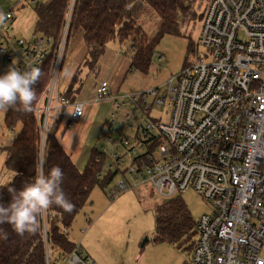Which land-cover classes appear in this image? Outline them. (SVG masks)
Returning <instances> with one entry per match:
<instances>
[{
  "label": "built area",
  "instance_id": "1",
  "mask_svg": "<svg viewBox=\"0 0 264 264\" xmlns=\"http://www.w3.org/2000/svg\"><path fill=\"white\" fill-rule=\"evenodd\" d=\"M36 1L17 0L8 10L0 8L2 62L16 58L21 71L41 69L52 45L50 36L26 37L14 28L16 12ZM75 3L70 0L53 71L34 107L44 149L60 116L70 110L71 125L85 113V103L63 96L58 83ZM202 20L199 45L205 53L167 81V93L160 96L155 88L130 95L136 103L133 116L142 112L149 118L145 126L138 125L144 142L140 135L138 140L149 146L157 141L153 150L138 151L124 135L104 139L116 148L104 170L123 171L107 195L114 198L149 184L168 199L192 188L211 205L196 223L193 264H264V0H209ZM119 98L112 95L110 81L101 80L96 101L111 99L120 108L125 102ZM165 103L172 107L169 121L150 118L151 107ZM118 147L126 152L119 154ZM126 155L130 162L123 169ZM43 226L46 264H53L47 217ZM61 256L64 264H94L79 244Z\"/></svg>",
  "mask_w": 264,
  "mask_h": 264
},
{
  "label": "rangeland",
  "instance_id": "2",
  "mask_svg": "<svg viewBox=\"0 0 264 264\" xmlns=\"http://www.w3.org/2000/svg\"><path fill=\"white\" fill-rule=\"evenodd\" d=\"M16 1L2 0L0 8L8 10ZM208 4L209 0H198V15L205 13ZM16 15L18 20L15 29L21 35L30 36L31 32L35 30L36 24L37 14L34 7L29 6L20 9L16 12ZM136 18L137 23L148 39L156 35L162 23L159 14L148 4L142 6ZM202 21L198 17L197 21L189 24L183 30L185 34L164 35L156 45L147 72L130 67L134 54L131 38L124 41L116 38L108 42L104 55L99 59V66L96 63L94 70L85 63L81 65L79 82L76 87L78 85H82V87L79 89L77 96L78 94L91 93L92 85L96 81L111 74L116 78L114 86L116 82L119 84L112 95L114 97L119 96L120 101L125 102V105L120 108H117L113 101L101 103L98 110L99 114L96 116L97 119L91 124L97 127L105 119L114 120L111 128L108 129L106 126L103 128L100 140L95 145L110 157L107 165L112 164L111 154L116 148L113 142L104 141L106 137L117 140L122 135L128 136L129 146H136L138 151L148 150L149 145L138 140V135H140L144 142L141 128L138 125L145 126L149 118L142 115L141 110L137 119L133 116L136 103L131 100L130 95L144 93L155 88L159 90L160 96L167 93V81L178 74L182 68L195 62L199 57L198 53H205V48L199 45ZM34 36L40 35L36 34ZM191 41L194 43V49L188 51ZM73 45L74 43L68 45L59 72L58 83L61 91L66 90L73 76L72 69L75 62L70 59V55L74 53L78 58L85 52L82 42L77 43L74 52H72ZM4 57L5 53L0 51V75L4 74L10 66L15 67L16 65V58L3 63ZM159 57H161L160 60ZM119 77L120 81H118ZM152 101L153 95H149L148 102L152 103ZM171 110L172 107L167 103L164 105L155 104L151 107L149 116L167 122ZM5 116L6 112H0V147L11 144L14 136L21 129L19 124L8 127L4 120ZM128 119L129 123H127ZM70 128L68 127V129ZM84 130L85 127L82 125L77 127V132L80 135ZM78 133L76 134L79 135ZM153 134H157V132L153 131ZM129 146L127 145L128 148ZM117 150L121 155L126 152L124 147H118ZM129 162L130 155H126L123 169ZM5 173L3 170V153H0V182L9 181L5 177ZM118 178L119 175L104 189L101 185L94 187L88 202L78 211L71 228L68 229L70 239L77 245L79 244L81 249L84 247L90 253V258L95 260V264H193L192 248L189 242L179 245L168 241L154 240L155 207L166 198L159 195L153 186L149 184L130 188L118 196L110 198L107 192ZM175 196H180L185 201L195 221H198L202 214L211 211V205L192 188H188ZM48 252L53 264L65 263L59 248L50 245Z\"/></svg>",
  "mask_w": 264,
  "mask_h": 264
},
{
  "label": "trees",
  "instance_id": "3",
  "mask_svg": "<svg viewBox=\"0 0 264 264\" xmlns=\"http://www.w3.org/2000/svg\"><path fill=\"white\" fill-rule=\"evenodd\" d=\"M69 3L70 0H37L32 4L37 14L33 35L50 36L52 45L41 66L43 75L35 85L37 97L32 106L33 110L27 113L13 109L6 111L4 120L7 126L19 124L21 129L14 136L12 144L2 148L6 152L5 166L14 173L11 180L0 185V203L5 205L12 199L13 193L10 190L14 188L19 191L25 184L32 182L39 169L40 128L34 107L53 71L65 31ZM144 4L151 6L162 19L159 31L151 39H148L137 23L136 16ZM197 7L198 0H76L66 49L70 43L81 38L87 48L85 65L94 70L100 57L104 55L108 42L116 38L121 41L131 38L134 49L131 67L147 72L156 45L164 35L185 34L183 30L189 24L197 21L198 17L203 19L204 13L198 15ZM193 46L191 41L188 51L193 50ZM79 71L62 92L63 96L71 100L75 99L79 89L76 87ZM61 119L62 116L48 134L45 144L47 162L44 169L47 173L53 166L58 165L63 170L61 187L75 207L71 213L56 206L49 210L48 241L49 245L69 253L77 247V243L70 239L65 228H71L76 214L88 202L94 187L101 185L104 189L123 171L119 167L104 170L110 157L97 146L93 148L83 171H80L60 142L58 132ZM104 126L110 128V120ZM156 145L157 141L149 146L148 151L151 152ZM196 223L180 196L166 198L155 207L154 240L179 245L189 242L193 250L197 236ZM42 227L43 220L35 233L25 232L20 236L10 224H0V264H46V244Z\"/></svg>",
  "mask_w": 264,
  "mask_h": 264
},
{
  "label": "clouds",
  "instance_id": "4",
  "mask_svg": "<svg viewBox=\"0 0 264 264\" xmlns=\"http://www.w3.org/2000/svg\"><path fill=\"white\" fill-rule=\"evenodd\" d=\"M2 20L3 17L0 16V22ZM42 75V70L38 67L29 66L21 71L10 66L0 75V112L9 109L25 113L32 111L37 97L35 85ZM39 159V169L33 181L25 184L19 191L11 189V201L7 205L0 203V224H10L20 236L25 232L35 233L53 206L62 208L67 213H71L75 207L61 187L63 170L57 165L45 172L47 153L43 147Z\"/></svg>",
  "mask_w": 264,
  "mask_h": 264
},
{
  "label": "crops",
  "instance_id": "5",
  "mask_svg": "<svg viewBox=\"0 0 264 264\" xmlns=\"http://www.w3.org/2000/svg\"><path fill=\"white\" fill-rule=\"evenodd\" d=\"M17 20L18 19L16 17L14 21V28H16ZM30 35H33V31L31 32ZM78 42H82V44H84L83 46L85 48V52L81 57H78V58H76V55L74 53L70 55V59L72 61L74 60L75 62V64L72 63L73 64V69H72L73 76L72 77H74V74L80 70L81 65L85 63L86 56H87V48L85 46L84 41L81 38H78L77 40L73 42L74 48L72 52H74V50L76 49L75 47ZM98 66H99V63H98ZM103 79H108L110 81L112 93L113 91H116L117 85L119 84H117L118 82H116V85L114 86V83L116 81V78H114V75H111V74L106 75L105 78H102L101 80ZM101 80L96 81V83L92 85V90H91V93L89 94H85V95L78 94L77 96V93L79 92V89L82 87V85L77 86V88L79 89L77 90L78 92H76L75 100L82 101L85 103V113L80 118V120H77L73 122L71 125H68L67 122L69 121V117H70V114H69L70 110L68 109L69 111L61 119L60 126H59L58 135L60 136L59 137L60 142L63 145V148L65 149V151L70 155L73 162L75 163V165L78 167L80 171H83V169L85 168L91 153H93L92 152L93 148L95 147V145L98 144L100 140V135L102 133L103 128L105 127L104 124L108 120V119H105L103 122L101 121L99 123V126L97 125V127L91 125L97 119L96 116H98L99 114L98 110H99L100 104L105 101L112 102L111 99H103V100L96 101L95 99L96 90ZM118 81H120V77L118 78ZM81 125L85 127V130L80 135V133L77 132V127ZM68 127H71V128L68 129ZM106 127L109 128L108 126ZM76 133H78L79 135H77ZM7 146L0 147V153L1 154L3 153V170L6 172L5 177L11 180L14 173L11 170L5 168L6 167L5 166L6 152L3 151L2 149ZM5 183L7 182L1 181L0 185L5 184ZM83 250L86 251V253L90 256V253L85 248ZM92 260L95 264V260L94 259Z\"/></svg>",
  "mask_w": 264,
  "mask_h": 264
}]
</instances>
